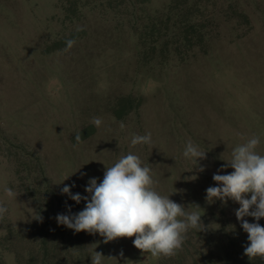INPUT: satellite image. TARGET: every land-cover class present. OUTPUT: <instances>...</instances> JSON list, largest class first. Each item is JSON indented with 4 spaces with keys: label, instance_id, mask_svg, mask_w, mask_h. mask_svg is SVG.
I'll return each instance as SVG.
<instances>
[{
    "label": "rangeland",
    "instance_id": "obj_1",
    "mask_svg": "<svg viewBox=\"0 0 264 264\" xmlns=\"http://www.w3.org/2000/svg\"><path fill=\"white\" fill-rule=\"evenodd\" d=\"M149 132L152 145H131ZM252 135L264 155V0H0V264H91L94 250L103 264H264L244 255L239 204L206 201ZM189 139L207 151L198 165L182 155ZM129 152L161 195L200 207L204 230L173 257L56 221L86 206L64 185L87 196Z\"/></svg>",
    "mask_w": 264,
    "mask_h": 264
},
{
    "label": "clouds",
    "instance_id": "obj_2",
    "mask_svg": "<svg viewBox=\"0 0 264 264\" xmlns=\"http://www.w3.org/2000/svg\"><path fill=\"white\" fill-rule=\"evenodd\" d=\"M82 30L77 28V31ZM75 43L74 39L67 40L65 51L70 50ZM92 123L99 128L102 120L93 117ZM120 127L125 128L123 122ZM81 140V135L76 134L75 141L80 143ZM260 143V137L252 135L234 147L231 158L224 160L226 163L213 174L216 186L206 189V201L209 204L216 200L225 204L231 200L239 204L235 216L247 233L248 244L244 247V255L249 260H264V226L258 222L264 218V155L257 150ZM131 145H152L151 133L133 134ZM206 152L189 139L182 155L198 165L200 160L207 158ZM225 168L234 171L220 174ZM204 170L203 167L199 168L201 172ZM158 183L150 164H145L138 155L129 152L105 168L102 181L98 183L97 178L88 181L85 188L87 196L73 194L71 187H75L74 184L64 185L62 194L68 195L77 204L84 200L86 206L74 214L68 206L69 214H58L56 221L77 233H98L105 244L119 238L134 237L133 245L142 254L148 253L156 258L173 257L182 250L190 230L203 231L205 226L199 205L193 206L196 210H189L170 199V195H161L157 190ZM4 193L8 198L18 197V193L7 186ZM7 212V206L0 204V219ZM245 217H252L256 222L249 223ZM105 258L101 252L94 250L91 264H103Z\"/></svg>",
    "mask_w": 264,
    "mask_h": 264
}]
</instances>
